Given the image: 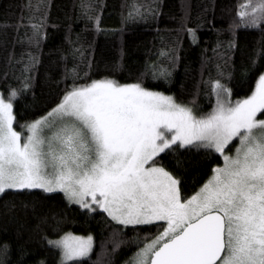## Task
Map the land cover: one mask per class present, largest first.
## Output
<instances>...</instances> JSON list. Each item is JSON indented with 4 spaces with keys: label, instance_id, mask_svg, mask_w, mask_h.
<instances>
[{
    "label": "snow or ice",
    "instance_id": "obj_1",
    "mask_svg": "<svg viewBox=\"0 0 264 264\" xmlns=\"http://www.w3.org/2000/svg\"><path fill=\"white\" fill-rule=\"evenodd\" d=\"M33 7L39 12L48 5L40 0L35 6L30 2ZM80 7L99 30L91 0H81ZM157 11L133 3L125 20L147 19ZM236 15L230 27L233 40L220 54L225 66L236 30L264 26V0H244ZM43 26V18L31 24L30 43L37 48ZM186 31L196 42V30ZM21 63L20 87L0 93V194L60 192L88 215L103 213L133 230L154 226V235L137 238L142 246L127 264H264V119L258 118L264 116V68H257L256 60L242 71L244 77L252 73L250 94L234 101L217 65L218 78L205 82L215 101L210 111L140 82L91 79L88 72L81 77L74 67L66 70L72 84L55 105L19 124L17 131L14 102L32 87L38 56L28 53ZM146 71L154 78L171 75L157 65ZM81 79L86 82L77 83ZM227 79H232L231 70ZM181 149H203L222 158L191 194L181 175ZM166 156L174 161L172 169L163 162ZM119 243L114 241L113 251ZM47 244L58 250L60 264H81L93 253L94 238L63 231Z\"/></svg>",
    "mask_w": 264,
    "mask_h": 264
},
{
    "label": "trees",
    "instance_id": "obj_2",
    "mask_svg": "<svg viewBox=\"0 0 264 264\" xmlns=\"http://www.w3.org/2000/svg\"><path fill=\"white\" fill-rule=\"evenodd\" d=\"M30 2L35 6L40 0H0V93L7 95L9 86L20 87L21 61L27 60L28 53L39 60L31 73L32 87L14 102L17 129L55 105L65 86L72 84L65 73L74 67L81 77L88 72L91 79L140 82L182 103L195 101L203 111H210L215 102L205 82L218 78V64L224 70L222 83L232 89L233 101L250 94L254 84L249 78L252 73L244 77L242 71L251 68L253 60L257 68H264V26L237 29L227 66L220 56L233 40L230 27L238 20V6L244 0H91V15L100 18L99 30L84 15L81 0H44L48 7L39 12L29 8ZM133 3L152 5L158 11L147 19L125 20ZM41 18L44 26L37 48L30 43L31 24ZM186 28L196 30V42ZM162 51L169 55L161 56ZM151 65L167 68L171 75L154 78L146 71ZM229 70L231 80L227 79ZM180 151L185 192L191 194L221 160L203 149ZM171 160L170 156L163 160L169 169L174 166ZM63 231L93 236V253L81 264H126L142 246L137 238L142 241L157 230L154 226L123 229L103 213L88 215L69 205L59 193L24 190L0 195V264H60L58 250L47 240L57 239ZM114 241H122L115 251Z\"/></svg>",
    "mask_w": 264,
    "mask_h": 264
},
{
    "label": "rangeland",
    "instance_id": "obj_3",
    "mask_svg": "<svg viewBox=\"0 0 264 264\" xmlns=\"http://www.w3.org/2000/svg\"><path fill=\"white\" fill-rule=\"evenodd\" d=\"M258 118L264 119V116H258ZM17 131H20V129H17ZM215 154H216V153H215ZM217 155L219 156V154H217ZM220 160H221V164H222V158H220ZM221 164H220V165H221ZM34 190H40V189H34ZM7 191H16V190H7ZM40 191H42V190H40ZM42 192H43V191H42ZM55 193H59V194H61V195L63 196V198H64L63 193H60V192H55ZM49 194H50V193H49ZM0 195H1V194H0ZM64 199H65V198H64ZM65 200H66V199H65ZM67 203H68V202H67ZM75 206H77V205H75ZM78 207H79V206H78ZM83 211H85V210H83ZM105 215H106V214H105ZM113 223H114V222H113ZM114 224H115V223H114ZM118 226H119V225H118ZM119 227L125 229V228L122 227V226H119ZM129 227H131V226H129ZM129 227H127V228H129ZM137 251H138V250H137ZM137 251H136V252H137ZM136 252H135V253H136ZM135 253H134V254H135ZM134 254H133V255H134ZM132 257H133V256H132ZM132 257H131V258H132ZM131 258H130V259H131ZM130 259H129V260H130ZM126 264H127V263H126Z\"/></svg>",
    "mask_w": 264,
    "mask_h": 264
}]
</instances>
